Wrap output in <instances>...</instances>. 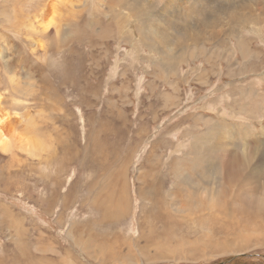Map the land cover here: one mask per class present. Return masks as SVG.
Here are the masks:
<instances>
[{"label":"rangeland","instance_id":"374dc122","mask_svg":"<svg viewBox=\"0 0 264 264\" xmlns=\"http://www.w3.org/2000/svg\"><path fill=\"white\" fill-rule=\"evenodd\" d=\"M146 1L0 0V107L44 139L0 135V264H264V0ZM240 4L222 38L163 51ZM231 154L225 191L180 210L177 166Z\"/></svg>","mask_w":264,"mask_h":264},{"label":"bare ground","instance_id":"6f19581e","mask_svg":"<svg viewBox=\"0 0 264 264\" xmlns=\"http://www.w3.org/2000/svg\"><path fill=\"white\" fill-rule=\"evenodd\" d=\"M131 1L134 2V3L137 2L136 3L137 5L141 4L146 9H149L152 6H155V4L147 3L146 0H145L146 2L145 1L144 2H140L139 0H131ZM249 8H253L254 9V6L253 5L246 6V5H243V4L231 5V6H223L221 8L219 14H217L216 16H214V14H209L206 17V19L204 21H202L204 23H209L210 22V24L208 26H198L196 28H194V27L191 28V26L188 25V24L183 25V26L180 27L179 25L174 23L173 26L177 27L179 30L176 31V34H172V36L170 37V40H169L168 43H164L163 42V51L164 52H169V48L172 47V46L180 47V46L184 45L187 42L200 40L201 38H205V39H208V40L216 41V40L222 38V32L228 31V30L233 28V25L231 23V19L235 16V14L241 15L242 13H244ZM192 26H195V24H192ZM154 30L156 31V33L158 34L160 39H162L164 41L166 40L167 36L164 33H162L159 30V28H154ZM10 79H13V78H10ZM27 91H28V89H27ZM3 111L4 110H2V108H1L0 109V135L3 132L1 141H2V144L5 146L6 149L11 148L13 146H17V147H19L21 149L26 150L29 153H32L38 146L43 144L44 139L42 137L34 136V135H28V134L22 133L21 131L18 133L17 129H12L10 127V125H9L10 121H9L8 114L7 113L6 114L3 113ZM1 124H3L4 126L8 127V129L12 132L11 135L7 134L3 130V128L1 127ZM34 125H35L34 122H28L27 123V127L31 128V129L34 128ZM26 130H27V128H26ZM25 132H27V131H25ZM215 137H216L215 146H217L219 144L220 139L222 137L218 133L215 134ZM237 152L239 153V151H237ZM232 154H234V153L232 152ZM232 154L229 156L228 159L232 158L233 160L232 161L230 160L229 163H228V161H226V164H225L228 168L223 163H219L217 166L216 165L210 166L211 163L204 164L205 161L210 162L212 158L209 159V160H204V156H200L197 159V161H193L192 162L193 165H192L191 169L194 172V176L195 177H192L189 173L187 174L186 168L182 164L177 166L178 174L180 175L181 180H179L180 189L176 190L174 195L179 199V197L177 195L181 194L182 188H184L187 191L186 196H185L186 202L183 199L181 200V202L179 200V204H180V208L179 209L180 210H185L186 211L189 208L192 210L194 205H192V202L190 201V198L191 199L193 198L192 195H195V196L197 195L198 196L199 195V193H198L199 189L205 188L206 185H215L216 186V190H217V194H218V191L219 192L225 191V189H226V180L228 178V175L229 176L231 175V174L228 173L229 172L228 170L236 168L237 164H239L238 166H242L243 165V163L242 164L239 163L240 158L238 160L237 155L232 157ZM262 154H264V148L262 149ZM243 155L240 156V157H243ZM249 158H251V157L249 156ZM250 161H251V159H250ZM248 163H249V161L245 162L244 166L247 167ZM262 168L264 170V159H263L262 162H260V166H256L253 169L249 168V169H251L250 174L253 173L256 176V177H254L253 181L259 180L260 173L262 172ZM245 169L246 168L243 169V167H242L241 172L243 173ZM249 169H247V171ZM113 180H115V178ZM156 184L159 187L162 186L161 184L159 185V183H156ZM236 185L237 184H235L234 186L236 187ZM247 185H248V183H247ZM209 192H211V188L209 189ZM176 193H179V194L176 195ZM181 198H182V195H181ZM196 198H198V197H196ZM122 200L121 201L119 200L120 202H118L119 207H121V205H122L121 204ZM194 200H196V199H194ZM95 203H97L96 204L97 208L102 210V208H103L102 203H101V206H100V202H95ZM103 203H105V204L109 203L108 204L109 208L106 205V210L109 211L110 213H113L111 211L112 210L111 206H112L113 202H111V200H109V201H104ZM154 205H155V203L152 202V205L150 207L151 209H149L150 211H152V213H153ZM102 213H103V211H102ZM100 214H101V212H100ZM115 214H116V211H115ZM115 214H113V215H115ZM110 216L112 217V214ZM142 225H143V223H142ZM144 225L146 226V224H144ZM144 229H145V227H144ZM72 232L73 233L75 232V228L72 229ZM113 248H114V246H113Z\"/></svg>","mask_w":264,"mask_h":264}]
</instances>
